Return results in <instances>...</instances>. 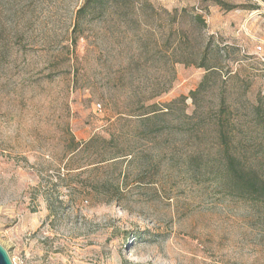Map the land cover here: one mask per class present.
I'll use <instances>...</instances> for the list:
<instances>
[{"label":"rangeland","instance_id":"rangeland-1","mask_svg":"<svg viewBox=\"0 0 264 264\" xmlns=\"http://www.w3.org/2000/svg\"><path fill=\"white\" fill-rule=\"evenodd\" d=\"M220 1L104 13L73 49L84 0H0V245L13 264H264V203L222 179L220 129L264 178V0ZM182 33L192 59L208 46L218 66L195 95L206 70L183 62ZM150 105L168 115L132 134Z\"/></svg>","mask_w":264,"mask_h":264},{"label":"trees","instance_id":"trees-1","mask_svg":"<svg viewBox=\"0 0 264 264\" xmlns=\"http://www.w3.org/2000/svg\"><path fill=\"white\" fill-rule=\"evenodd\" d=\"M220 2V0H217ZM123 8H127L129 12L136 14L139 13L140 9L149 8L152 12H154V6L150 2V0H84L82 5L76 10L74 21L72 24V29L70 33V44L73 49L76 48L79 40H83L88 37L90 33V25L94 20H98L103 16L104 13H107L113 22L121 21L123 18V14L121 10ZM182 11V10H181ZM176 13V10H175ZM169 14V13H168ZM151 15V14H150ZM171 20L169 23L175 22L176 15H170ZM194 23L204 24V19L201 15L195 13L192 16ZM126 21V20H125ZM182 40L187 44V50L184 52L185 59L183 62H190L192 60L193 64L204 67L206 70V74L203 77V81H201L198 89L192 93V95L197 94L200 88L210 75L217 72L218 66L214 63H209L208 61V46L201 47L200 51H198V55L201 56V61L198 64L196 59H192L191 55L194 56L196 53L188 50L191 47L190 40L187 34L182 33ZM150 111L145 112L143 114L136 115L137 116V124L130 131L132 134H147V128L154 127L156 131H158V127L160 122L164 120V118L168 115V108H157L155 105H150ZM221 126V146L222 150L226 154V166L225 171L223 173L222 179L225 180V183L228 182L232 184L231 193L236 196H240L249 201H255L264 203V178L260 177L259 174L251 167L246 168L242 165L239 157L229 152L230 149V132L227 133V137L224 135L223 129ZM154 131V132H156ZM151 133L153 131H150ZM74 141V138H71ZM94 140V139H93ZM92 139L88 142L84 143L86 147L93 141ZM116 154V152L114 153ZM118 154V153H117ZM123 156V155H122ZM116 157L104 159L111 160Z\"/></svg>","mask_w":264,"mask_h":264},{"label":"water","instance_id":"water-1","mask_svg":"<svg viewBox=\"0 0 264 264\" xmlns=\"http://www.w3.org/2000/svg\"><path fill=\"white\" fill-rule=\"evenodd\" d=\"M0 264H13L7 251L0 245Z\"/></svg>","mask_w":264,"mask_h":264},{"label":"built area","instance_id":"built-area-1","mask_svg":"<svg viewBox=\"0 0 264 264\" xmlns=\"http://www.w3.org/2000/svg\"><path fill=\"white\" fill-rule=\"evenodd\" d=\"M256 49H257V53H260L262 51V46L261 45H258L256 47ZM262 61H264V58H262ZM97 107L100 108V105L98 104Z\"/></svg>","mask_w":264,"mask_h":264}]
</instances>
